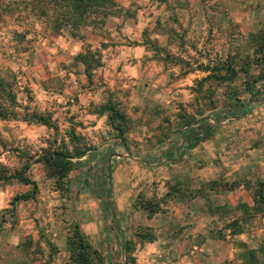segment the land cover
<instances>
[{
	"label": "rangeland",
	"instance_id": "374dc122",
	"mask_svg": "<svg viewBox=\"0 0 264 264\" xmlns=\"http://www.w3.org/2000/svg\"><path fill=\"white\" fill-rule=\"evenodd\" d=\"M230 1L115 0L116 14L105 25L60 32L23 0L0 3L1 75L17 81L21 107L51 115L58 127L0 120V165L13 173L29 164L40 189L35 201L19 202L13 212L12 199L32 188L0 186V264H74L75 226L104 264H241L264 247L263 206L253 201L264 183V161L255 158L249 179L219 177L239 151L229 141L234 124L258 132L239 139L247 143L244 153L257 147L264 156V104L245 107L251 100L242 77L197 86L207 76L204 67L252 52L249 35L264 16L253 10L245 22ZM256 1L242 0L243 10L264 8V0ZM87 50L101 60L90 80L74 60ZM109 105L127 121L97 115ZM202 118H210L203 129L184 128ZM211 127L225 146L195 147ZM71 130L91 152L71 172L70 190L59 191L37 159L51 143L68 141ZM236 183L246 185L243 196L229 193ZM242 201L252 209L238 210ZM203 212L215 215L203 218Z\"/></svg>",
	"mask_w": 264,
	"mask_h": 264
},
{
	"label": "trees",
	"instance_id": "16d2710c",
	"mask_svg": "<svg viewBox=\"0 0 264 264\" xmlns=\"http://www.w3.org/2000/svg\"><path fill=\"white\" fill-rule=\"evenodd\" d=\"M4 1L6 0H0V3ZM23 1L26 2L27 10L32 8L38 13V16L44 20V23H52L53 28L58 32L68 26L74 31H79L84 26L93 28H97L98 25L103 26L109 17L116 14V9L118 7L115 0ZM249 44L252 50L250 54L245 56L229 55L225 61H221L211 67H204L203 72L206 73L207 76L197 82L199 89L201 90L208 83L216 85L234 84L238 81L239 77H242L244 93L249 95L251 102L260 99V96L264 95V89L262 92L257 90V85L259 83H264V23H262L257 32L249 35ZM74 60L83 65V75L89 80L91 79L93 70L101 64L100 55L91 50H87L86 53L78 55ZM13 81L2 76L0 71V120H22L27 123L40 124L58 132V127L53 123L51 115L39 113L38 111L28 113L26 108L21 107L18 102V92L16 90L17 81ZM262 86L264 87V84ZM240 107H244V105H240ZM107 112L110 114L113 122H116V120H121L122 122L127 121L125 115L119 112L113 105L102 107L97 115L102 116ZM209 119L210 118H202L201 121H194L193 119L191 121H186L184 128L196 125L198 126L197 128L203 129L205 122ZM216 120L217 119H215V121ZM216 122L217 125H215L214 128L219 124V121ZM193 129L195 128H190V132H192ZM198 135H200V133H198ZM211 137H213L212 127L207 129L206 133H203L201 139L197 138V144L194 146L196 147L206 142ZM67 139L68 141H66V138L63 139L60 147H56L57 141L51 143L49 147L43 149L41 155L37 159V162L45 168L48 177L55 181L59 191L70 190L68 180L71 172L76 168L77 164H80L91 152V147L87 144L78 142L80 138L76 135L75 130H71L67 133ZM30 168L31 166L27 164L22 169L11 173L8 169L0 165V186L18 183L32 188L30 191L22 195H17L12 199L11 210H13V212L16 211V206L19 202L35 201L40 192L38 183L28 176ZM258 185L259 190L254 193L253 201L256 208L258 205L263 206L262 214H264V183H259ZM237 186H239V184L236 183L233 188L231 187L229 190H233ZM173 191L175 192V189ZM177 191L178 189L176 192ZM170 193L171 191L169 189L168 195ZM242 207L247 209V211L252 209V207L247 204L238 205L237 209ZM148 210L150 209L145 207V211ZM150 212L156 213L154 210ZM234 232L233 236L243 234V231ZM153 241L154 239L152 238L150 242ZM71 245L75 254L73 255L74 264H104L101 254L88 242L79 226L74 227ZM124 247L126 250L132 252L130 243H127V246ZM258 253H263L262 257L264 258V247H261L258 252L255 250L249 251V253L243 257L241 264H264L260 263L261 260Z\"/></svg>",
	"mask_w": 264,
	"mask_h": 264
},
{
	"label": "crops",
	"instance_id": "0c3cea01",
	"mask_svg": "<svg viewBox=\"0 0 264 264\" xmlns=\"http://www.w3.org/2000/svg\"><path fill=\"white\" fill-rule=\"evenodd\" d=\"M233 1H235L234 2L235 8H233V10L236 11L238 15L243 17L244 20L245 19L246 20L250 19L251 14H252L251 12L253 10L257 14V17L264 16V8H260V7L257 8L258 4L255 7L250 8L249 11L246 12L242 8V7H244V6H242V0H237V2H236V0H233ZM244 1H248L249 3L254 2V0H244ZM258 1H262V0H258ZM258 1H256V2H258ZM221 2H229V3H231L230 0H221ZM238 2H240V3L238 4ZM246 20H245V22H246ZM236 22L243 23L242 19L240 17L238 19H236ZM255 22H256L255 30L252 31L251 33H255V31L259 30V28L261 27L262 23H264V18L263 19H259V21L255 20L254 23ZM123 48H125V47H123ZM136 49L141 50L140 51L141 54L142 53L144 54V51H145L144 47L138 46ZM124 54L126 55L127 52L125 51ZM260 103L264 104V95H262V97L260 99L254 101V102H250V105L249 106H245V107L252 108V106H255V105L260 104ZM261 118L262 117L258 116V119H256L255 122L259 123L260 122L259 120ZM262 120H264V119H262ZM218 125H220V124H218ZM233 126H235V124ZM233 126L230 127V128L228 127L229 130L232 129L233 132H234V134L231 135V139L229 141H233L235 149H236V147L239 146V151H237V149L235 150V151H237V155H235V158L233 160H231V162H229L227 164L231 168L227 169V170L222 169V172L219 174V177H221V179H223V178L227 179L228 178L229 180H232L233 182H237L238 180H241V179H244V180L247 179V178L249 179L250 176H252L253 173L256 170V167H255L256 166V161L255 160H257V159H255V158H257V156H259L260 160L264 161V156L260 155L261 154V150L257 149V147L253 148V150L251 151V155H249V156L246 155V153H244L245 150L243 151V149L247 146V143L245 144V142H242L241 140H239V139L243 140L244 138H246L248 131H250L251 133H258V132H256V130H254L252 128H251L252 130H250V129H247V127H241V125H237L236 128H233ZM252 127L256 129V128H260L261 125H255V126H252ZM220 134L221 133L219 131H216L215 134H213V137H211L209 140H207L205 143H203V145L206 144V143H211V144L217 146L218 148L219 147L221 148V146H225V142H226L227 139H225V140L224 139H219V136H221ZM217 135H218V137H217ZM215 136H216V138H215ZM224 136H226V134H224ZM262 145L263 144H260V146H258V147L261 148ZM240 146H241V149H240ZM249 152L250 151H248L247 153H249ZM245 186L246 185L244 183H239V186H237L233 190H229L230 191L229 193L231 194V196L233 194H236V193H239V194H241L243 196L244 191H242V190L245 188ZM242 202L245 203L244 201H242ZM23 203H28V202H23ZM245 204H248V203H245ZM208 209H210V207ZM208 209H206V210H208ZM203 214H204V212H203ZM203 214H201V215H203ZM213 215H215V214H212V213L204 214L203 218L207 217V218L211 219V217H214ZM193 217L194 218H193L192 222L196 223L198 218H199V216L196 217L195 214H193ZM189 220H191V219H189Z\"/></svg>",
	"mask_w": 264,
	"mask_h": 264
},
{
	"label": "water",
	"instance_id": "95a60500",
	"mask_svg": "<svg viewBox=\"0 0 264 264\" xmlns=\"http://www.w3.org/2000/svg\"><path fill=\"white\" fill-rule=\"evenodd\" d=\"M126 158H130V157H127V156H126Z\"/></svg>",
	"mask_w": 264,
	"mask_h": 264
},
{
	"label": "built area",
	"instance_id": "2783aa9c",
	"mask_svg": "<svg viewBox=\"0 0 264 264\" xmlns=\"http://www.w3.org/2000/svg\"><path fill=\"white\" fill-rule=\"evenodd\" d=\"M220 124V123H219Z\"/></svg>",
	"mask_w": 264,
	"mask_h": 264
}]
</instances>
